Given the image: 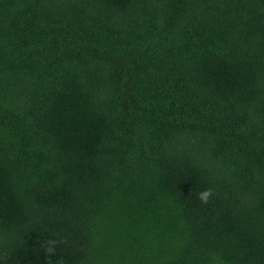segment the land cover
I'll list each match as a JSON object with an SVG mask.
<instances>
[{
  "label": "trees",
  "instance_id": "obj_1",
  "mask_svg": "<svg viewBox=\"0 0 264 264\" xmlns=\"http://www.w3.org/2000/svg\"><path fill=\"white\" fill-rule=\"evenodd\" d=\"M0 264H233V0H0ZM234 264H264V0H234Z\"/></svg>",
  "mask_w": 264,
  "mask_h": 264
},
{
  "label": "clouds",
  "instance_id": "obj_2",
  "mask_svg": "<svg viewBox=\"0 0 264 264\" xmlns=\"http://www.w3.org/2000/svg\"><path fill=\"white\" fill-rule=\"evenodd\" d=\"M206 197H207V193L205 192V193H201V198L202 199H206Z\"/></svg>",
  "mask_w": 264,
  "mask_h": 264
}]
</instances>
